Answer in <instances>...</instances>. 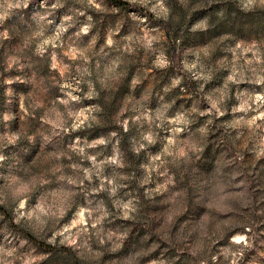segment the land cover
<instances>
[{
	"label": "clouds",
	"instance_id": "9594fccd",
	"mask_svg": "<svg viewBox=\"0 0 264 264\" xmlns=\"http://www.w3.org/2000/svg\"><path fill=\"white\" fill-rule=\"evenodd\" d=\"M64 261L264 262V0H0V264Z\"/></svg>",
	"mask_w": 264,
	"mask_h": 264
},
{
	"label": "rangeland",
	"instance_id": "374dc122",
	"mask_svg": "<svg viewBox=\"0 0 264 264\" xmlns=\"http://www.w3.org/2000/svg\"><path fill=\"white\" fill-rule=\"evenodd\" d=\"M59 259V258H58ZM64 264H67V261H64ZM262 264H264V262H262Z\"/></svg>",
	"mask_w": 264,
	"mask_h": 264
}]
</instances>
